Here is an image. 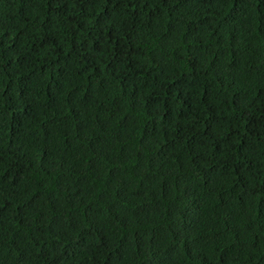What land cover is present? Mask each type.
<instances>
[{
  "label": "trees",
  "instance_id": "trees-1",
  "mask_svg": "<svg viewBox=\"0 0 264 264\" xmlns=\"http://www.w3.org/2000/svg\"><path fill=\"white\" fill-rule=\"evenodd\" d=\"M0 264H264V0H0Z\"/></svg>",
  "mask_w": 264,
  "mask_h": 264
}]
</instances>
